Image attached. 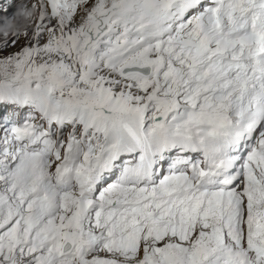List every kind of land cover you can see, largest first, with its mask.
<instances>
[{"label": "snow or ice", "instance_id": "obj_1", "mask_svg": "<svg viewBox=\"0 0 264 264\" xmlns=\"http://www.w3.org/2000/svg\"><path fill=\"white\" fill-rule=\"evenodd\" d=\"M0 264H264V0H0Z\"/></svg>", "mask_w": 264, "mask_h": 264}, {"label": "rangeland", "instance_id": "obj_2", "mask_svg": "<svg viewBox=\"0 0 264 264\" xmlns=\"http://www.w3.org/2000/svg\"><path fill=\"white\" fill-rule=\"evenodd\" d=\"M33 0H17V4L25 3V4H31ZM0 36H2V33H0Z\"/></svg>", "mask_w": 264, "mask_h": 264}]
</instances>
